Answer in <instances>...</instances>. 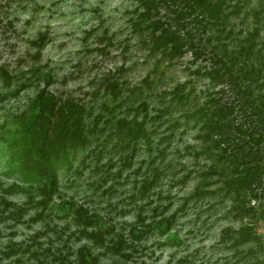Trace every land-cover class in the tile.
Masks as SVG:
<instances>
[{"label": "rangeland", "instance_id": "rangeland-1", "mask_svg": "<svg viewBox=\"0 0 264 264\" xmlns=\"http://www.w3.org/2000/svg\"><path fill=\"white\" fill-rule=\"evenodd\" d=\"M236 2L239 7L229 13L220 39L228 49L237 50L247 33L256 30L252 60L258 64L264 60V0H227L225 8L231 10ZM136 4L0 0V68L18 74L39 63L51 74L50 79L35 77L17 90L15 80L8 85L0 73V264H77L80 248L96 255L98 264H264L263 193L238 197L226 190L224 176L231 165L222 156L225 144L205 137L196 111L211 98L233 100V93L228 84L216 85L203 74L212 64L209 55L193 61L188 51L169 59L150 50L146 27L132 24ZM39 33L46 38L35 60L31 54L37 46L30 41ZM106 77L122 83L123 95L140 87L129 94V101L145 102L137 117L147 113V138L119 152L105 151L99 161L97 151H78L69 167L58 170V189L44 209L27 203L23 191L5 192L19 178L10 167L8 130L40 89L45 86L57 95L98 106L108 97ZM180 83L185 101L172 92ZM126 106L120 112L130 117L133 111ZM235 116V122L244 120L240 112ZM144 181L148 187L143 198L133 197ZM32 197L39 195L33 191ZM2 199L25 208L18 220L5 217L8 210L1 211ZM62 201H69L71 209L80 205L96 213L100 221L114 224L115 232L126 235L132 225L140 227V221L152 229L135 241L137 249L126 261L80 234L71 217L58 215ZM39 210L43 213L36 216ZM162 219L171 220L164 231L154 224ZM243 225L254 226L256 233L250 234ZM171 233L178 242H170Z\"/></svg>", "mask_w": 264, "mask_h": 264}, {"label": "trees", "instance_id": "trees-1", "mask_svg": "<svg viewBox=\"0 0 264 264\" xmlns=\"http://www.w3.org/2000/svg\"><path fill=\"white\" fill-rule=\"evenodd\" d=\"M135 1L137 14L132 24L138 28L146 27L150 50L158 51L169 59L188 51L193 61L202 55H209L212 59V64L203 74L216 85L228 84L233 100L220 102L211 98L210 102L198 106L196 111L205 126L204 135L215 144H225L221 148L222 156L231 165L229 173L224 176L226 190L238 197L245 194L258 197L261 193L264 197V91L260 90L264 85V60L258 64L252 60L256 30L247 33L243 38L245 42L237 50L228 49L220 39L229 13L237 11L239 4L236 2L231 10H227V0ZM162 9L164 15L159 14ZM213 28L217 33L212 32ZM229 32L227 30L226 34ZM45 38V33H39L35 40L30 41L37 46L31 54L35 60L39 58V48ZM0 73L8 85L14 79L17 90L27 86L35 77L51 78L47 70H41L39 63L30 64L18 74H11L4 68H0ZM121 85L117 78L106 77L104 87L108 89V97L98 106H87L79 99L57 95L43 86L27 112L8 130L5 140L10 167L17 171L19 178L5 187V192L23 191L28 195L27 203L44 209L58 189V170L69 167L78 151H97L94 154L99 161L105 151L119 152L140 138H147V113L137 117L145 102L140 100L134 104L133 100L129 101V94L134 95L140 87L130 88V92L123 95ZM180 86L183 84H176L172 92L185 101L186 95L178 90ZM124 103L127 111H133L132 116L120 112ZM238 112L244 116L241 122H235ZM147 187L148 182L144 181L132 193L133 197L142 199ZM33 191L39 195L37 199L32 197ZM2 201L5 208L1 211L8 210L5 217L12 216L18 220L25 208L13 206L10 200ZM251 209L256 215V209ZM56 211L62 217H71L80 234L126 261L132 260V253L137 249L135 241H140L152 229L148 222L140 221L141 226L132 225L126 235L115 232L114 224L100 221L96 213H88L80 205L71 209L69 201L59 202ZM41 213L43 211L39 210L36 216ZM170 223V219H162L154 224L164 231ZM243 226L250 234L256 233L254 226L250 229ZM168 235L170 242H178L175 234ZM77 264H98V258L88 248H80Z\"/></svg>", "mask_w": 264, "mask_h": 264}]
</instances>
